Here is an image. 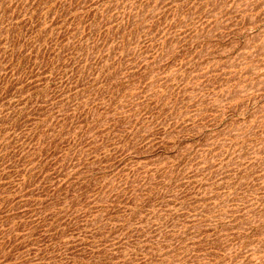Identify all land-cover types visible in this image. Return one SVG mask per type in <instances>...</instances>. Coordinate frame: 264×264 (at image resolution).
Listing matches in <instances>:
<instances>
[{"label": "rangeland", "instance_id": "1", "mask_svg": "<svg viewBox=\"0 0 264 264\" xmlns=\"http://www.w3.org/2000/svg\"><path fill=\"white\" fill-rule=\"evenodd\" d=\"M0 264H264V0H0Z\"/></svg>", "mask_w": 264, "mask_h": 264}]
</instances>
